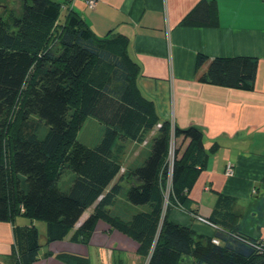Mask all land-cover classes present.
I'll list each match as a JSON object with an SVG mask.
<instances>
[{"label":"trees","instance_id":"1","mask_svg":"<svg viewBox=\"0 0 264 264\" xmlns=\"http://www.w3.org/2000/svg\"><path fill=\"white\" fill-rule=\"evenodd\" d=\"M16 1L20 16L0 17V222L20 216L42 221L51 242L65 237L97 203L73 235L84 246L102 219L138 244L146 264H177L184 255L192 264H264V244L237 231L238 216L226 197L219 196L209 219L203 218L216 228L210 237L169 220L174 208L195 213L188 193L218 143L206 148L200 128L159 121L153 102L137 86L139 66L128 55L127 39L113 32L96 36L77 13L62 15L67 2ZM210 8L202 0L182 23L208 24ZM205 61L199 56L197 67ZM256 67L249 57L214 58L200 81L251 90ZM86 117L103 128L93 147L77 140ZM41 123L47 131L39 138ZM154 129L146 159L123 169L118 142L140 144ZM121 169L127 202L147 208L128 220L105 210L123 189L118 182L104 192ZM67 172L73 178L63 190L59 180ZM40 247L35 226H15L8 264H33ZM58 258L89 264L81 256Z\"/></svg>","mask_w":264,"mask_h":264},{"label":"crops","instance_id":"2","mask_svg":"<svg viewBox=\"0 0 264 264\" xmlns=\"http://www.w3.org/2000/svg\"><path fill=\"white\" fill-rule=\"evenodd\" d=\"M56 1L67 2L62 14L77 13L96 36L113 32L127 39L128 55L139 66L137 86L153 102L160 122L200 128L206 148L218 143L188 193L195 213L174 208L169 220L210 237L216 228L197 217L209 219L216 200L223 196L232 201L230 211L238 216L237 231L264 244V0H206L211 4L208 24L182 23L202 0H97L93 9L81 0ZM199 56L207 61L197 67ZM237 57L257 62L251 90L200 81L210 60ZM102 133L99 126L97 137L86 145L98 144ZM155 133V129L149 132L145 143L118 142L123 145V169L142 164ZM227 163L233 169L230 177L225 175ZM123 169L105 193L119 182ZM72 178L69 172L63 174L59 180L63 190ZM119 184L122 191L105 210L128 220L131 214L147 209L129 204L125 198L128 183ZM96 204L86 209L65 237L51 242L42 221L20 216L13 222H0V264L10 262L13 229L25 225L35 226L40 235L41 247L33 264H67L58 258L61 254L84 257L89 264H146L137 253L138 244L102 219L96 221L85 246L73 237ZM177 264H192V260L184 255Z\"/></svg>","mask_w":264,"mask_h":264},{"label":"rangeland","instance_id":"3","mask_svg":"<svg viewBox=\"0 0 264 264\" xmlns=\"http://www.w3.org/2000/svg\"><path fill=\"white\" fill-rule=\"evenodd\" d=\"M2 6H5L7 10H4ZM18 8H19V2L16 0H0V17L9 21L10 12L11 13L13 12L15 15L20 14L21 10L20 8L18 10ZM99 126L101 125L95 119L91 117H86L84 123L82 124L81 129L77 134V140L87 145L90 144L91 141H93V139L97 137L99 132ZM46 131H47V127L43 123H41L36 134L39 138H42L46 133ZM178 144L179 141L177 145ZM150 145L148 146V148L150 147Z\"/></svg>","mask_w":264,"mask_h":264},{"label":"built area","instance_id":"4","mask_svg":"<svg viewBox=\"0 0 264 264\" xmlns=\"http://www.w3.org/2000/svg\"><path fill=\"white\" fill-rule=\"evenodd\" d=\"M75 0H70V2H73ZM84 2V4L90 8V9H93L95 4H96V1L97 0H81ZM160 127V123H158L156 125L155 128H159ZM169 169H171L172 167V161H173V142L170 143V147H169ZM225 175L230 177L233 175V169H232V165L230 163H227L226 166H225ZM197 219L203 223H207L203 218L201 217H197Z\"/></svg>","mask_w":264,"mask_h":264}]
</instances>
